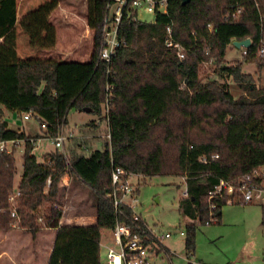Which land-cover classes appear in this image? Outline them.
Instances as JSON below:
<instances>
[{"label":"trees","instance_id":"trees-1","mask_svg":"<svg viewBox=\"0 0 264 264\" xmlns=\"http://www.w3.org/2000/svg\"><path fill=\"white\" fill-rule=\"evenodd\" d=\"M107 1L87 0L86 21L93 40L90 59L64 61L20 57L16 49L18 0H0L1 107L21 115L32 112L39 125L45 124V129L40 126L42 136L52 138L66 124L70 109L102 117L106 103L109 137L102 149L87 155L72 150L69 158L47 152L38 161L34 145L25 144L19 194L13 202L9 196L15 190L14 149L0 151V230L13 227L17 218L11 216L12 209L18 226L32 237L42 228L55 229L47 264H106L99 255L102 229H112L116 220L130 223L132 215L126 206H120L123 214H116L105 195L111 188L112 166L141 176L183 177L186 194L179 207L190 220L185 246L192 251L193 221L219 222L226 204L225 197L209 199V190L221 179L237 182L264 164V84L257 86L252 75L241 70L243 62L264 65V54L256 52L260 36L264 38V20L260 34L259 18L264 0H257L260 10L254 0H189L184 4L168 0L167 12L158 14L154 22L123 19L119 37L125 43L117 48L109 67L99 57ZM236 3L242 5L240 16L224 20L223 13ZM207 23L213 25V33ZM166 25L189 48L182 60L164 44ZM243 38L252 43L242 61L225 62L227 46L236 48L232 41ZM206 44L208 53L203 49ZM211 56L218 77H231L243 94L234 96L224 80H200L201 61ZM1 116L0 112V140L28 137L8 128ZM94 121L83 129L84 135L100 131ZM202 156L205 161L199 160ZM65 174L74 180L70 192L81 184L82 190L93 193L94 200L88 201L94 206L95 224L59 225L64 203L60 183ZM211 202L218 204L217 210H210ZM82 203L76 204L78 209Z\"/></svg>","mask_w":264,"mask_h":264},{"label":"rangeland","instance_id":"rangeland-1","mask_svg":"<svg viewBox=\"0 0 264 264\" xmlns=\"http://www.w3.org/2000/svg\"><path fill=\"white\" fill-rule=\"evenodd\" d=\"M18 2L19 16L24 15L23 19L16 23V49L20 57H54L64 61H88L90 59L93 40L91 29L86 21L87 0H19ZM144 16L147 20L152 18L148 13H145ZM32 20H42L43 27L39 29L34 27L31 30ZM48 28L53 30L56 37H52L51 31H46ZM26 29H28V37L24 41L27 40L30 45L27 49L23 48L24 50H22L18 37H21ZM40 32L44 34L41 41L38 38ZM31 36L34 41L30 40ZM224 60L227 63L242 61L241 50L228 45ZM216 70L215 64H200L198 69L200 80H224L234 96L244 93L231 77H218ZM241 70L250 73L257 86L264 84V65L259 66L255 61L243 62ZM102 107V117H96L92 113L81 110H69L67 122L60 129L68 138L65 141V156L67 158L70 157L72 150L87 155L92 150L103 148L105 141L108 140L106 135L109 130L105 118L106 103ZM0 112L1 120L6 122L8 128L18 130L24 126L26 131L30 125L39 128V123L35 118L25 120L23 114L1 106ZM92 120H95L94 126H99L100 131L84 135L83 129L87 128L88 123ZM37 137H45V139L36 140L33 149L37 160L42 161L43 154L57 150L48 136H42L38 132ZM8 145L11 146V144ZM77 146H86L87 149L76 148ZM23 152L22 146L14 148L15 183L19 180L22 171ZM133 181L138 184L139 189L140 204L137 207V212L157 232L171 233V236L163 241L166 252H158L153 257V264H264V224L261 222V203H227L221 208L219 222L200 223L194 220L193 222L196 224L194 247L192 251H189L185 246V238L186 225L190 220L179 207V200L185 195L186 188L183 177L139 175L134 177ZM82 189L80 184L73 190L75 195H71L73 191L70 192L65 186L62 191L65 216L68 213L73 215L79 210L76 205L78 202H83L80 209L86 216H94V206L93 203L90 204V201L94 200V195L88 188ZM89 198L90 201H88ZM18 223V218L13 221L14 229L21 228ZM180 231L183 232L182 235L179 233ZM101 234L102 243L107 244L111 241L109 230L102 229ZM23 241L25 242V239L22 238L19 245L22 246ZM14 244V257L18 264V257L20 260L26 258V251L24 244L18 248V236ZM18 250L21 253L19 256ZM99 255L101 262L105 263L106 248L104 246H100ZM33 258L35 259L36 256L34 255ZM21 263L26 264V261L23 260Z\"/></svg>","mask_w":264,"mask_h":264},{"label":"built area","instance_id":"built-area-1","mask_svg":"<svg viewBox=\"0 0 264 264\" xmlns=\"http://www.w3.org/2000/svg\"><path fill=\"white\" fill-rule=\"evenodd\" d=\"M257 9L260 10L261 4L254 0ZM168 10V0H108L105 5V11L102 18L101 33L103 38V47L100 50L99 57L103 59L109 67L112 57L115 55L117 48L125 43L123 38L119 37L121 22L123 19H129L133 22L150 21L154 22L158 14L166 13ZM241 4H232L223 13V19H237L242 12ZM145 13L152 16L150 20L145 18ZM260 34L263 31L264 11L260 12ZM209 33H213L214 27L211 23H207ZM251 40V39H250ZM252 43V42H251ZM164 44L167 48L175 51L176 56L182 60L186 57L189 48L182 42L176 40L172 34L170 25L165 27ZM204 52L208 53L210 47L206 44L203 46ZM241 56L247 53V47L241 46ZM257 55L264 54V38L262 35L257 44ZM214 57H209L207 60H202L201 64H213ZM24 119L37 117L30 111L23 114ZM42 129H45V124L40 123ZM109 137V131L107 133ZM54 145V148L63 155L65 154V137L63 130L55 137H48ZM37 138L26 137L20 139L0 140V151H11L15 147L25 148L27 142L35 146ZM8 144H11L9 146ZM85 146H83L84 148ZM200 161H205V157H199ZM139 174L129 171L121 166H112L110 178L111 188L105 194L106 197L112 200V205L115 213L123 214L120 206H126L131 209V221L116 220L112 229L109 230L110 242L104 244L100 242V246L106 248V264H153V257L158 251L166 252V247L163 241L171 236L170 232L159 233L154 228L149 226L137 212V207L140 204L138 194H136V183L134 177ZM49 183V180H48ZM19 194L18 190H14L9 196V201L13 202ZM186 194V191H185ZM225 197L226 204L241 203L248 204L258 202L264 204V164L252 169L249 173L237 179V182L221 179L213 189L209 190L208 198ZM218 209L216 202L210 203V210ZM63 207V215L59 220V225L62 224V219L65 217ZM11 216L18 218L14 209L11 210ZM181 235L182 231L179 232Z\"/></svg>","mask_w":264,"mask_h":264},{"label":"crops","instance_id":"crops-1","mask_svg":"<svg viewBox=\"0 0 264 264\" xmlns=\"http://www.w3.org/2000/svg\"><path fill=\"white\" fill-rule=\"evenodd\" d=\"M19 14H20V11H19V4H18L16 23H19L21 21L20 19H23L24 17V15L22 14L20 17ZM31 24H32L31 25L32 28L30 27L31 30L34 27H37V29H39L40 27H43L44 22L42 20H32ZM46 31H51L53 33L52 37H56V34L50 28H48ZM39 34L40 36L38 38L41 41L44 34L42 32H40ZM26 37H28V29H26L25 33L21 34V37H18L22 50H24L23 48L27 49L30 45V43L27 42V40L24 41ZM32 38L33 37L31 36L30 40L34 41V39ZM25 120H29V119H25ZM37 130L40 134H42L40 125H39V128L35 127V125H30L27 131L25 130L24 126L22 129L18 128V131H22L25 133L26 136L34 137V138L38 134ZM32 132H35V133H32ZM41 139H45V137L44 138L37 137V140H41ZM19 180L16 181L15 183V178H14L15 189H17ZM73 181H74L73 178L69 174H65L61 179L60 186L62 187L63 190L65 186H67L68 189L71 190L74 184ZM76 188H74V190ZM71 195H75V192L73 191ZM95 223H96L95 215L86 216L81 209L76 211V213L73 215H70L68 213L67 216H65L62 219V224L64 225H71V224L86 225V224H95ZM55 233H56L55 229L53 228H43L37 231L35 237H32V234L23 228H18L17 230V229H14V227H12L9 230H0V264H17L16 263L17 261L14 257V247H13L15 246L14 243L17 239V236H18V248L22 247L24 244V250L26 251L25 252L26 258L20 260L18 257V264H22L21 261L23 260L26 261V264H47L51 249L54 244ZM22 238L25 239V242L23 241L22 246H21L19 244ZM101 242H102V239H101ZM19 255H21V253H19V250H18V256ZM34 255L36 256L35 259L33 258Z\"/></svg>","mask_w":264,"mask_h":264},{"label":"water","instance_id":"water-1","mask_svg":"<svg viewBox=\"0 0 264 264\" xmlns=\"http://www.w3.org/2000/svg\"><path fill=\"white\" fill-rule=\"evenodd\" d=\"M189 0H182V3H186L188 2ZM251 44V40L250 38H243V39H235L232 41V45H234L236 48H241V46H244V47H249Z\"/></svg>","mask_w":264,"mask_h":264}]
</instances>
